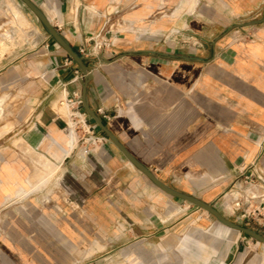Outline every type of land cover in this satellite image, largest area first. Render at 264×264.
I'll list each match as a JSON object with an SVG mask.
<instances>
[{
	"label": "crops",
	"instance_id": "0c3cea01",
	"mask_svg": "<svg viewBox=\"0 0 264 264\" xmlns=\"http://www.w3.org/2000/svg\"><path fill=\"white\" fill-rule=\"evenodd\" d=\"M33 1L78 52L91 35L111 32V53L90 59V105L104 109L111 130L163 182L248 225L227 191L254 163L264 173V0H199L194 8L181 0ZM251 21L259 22L229 31ZM173 28L194 46L169 43ZM40 36L36 49L0 69L2 87L25 80L29 57L52 61L39 102L15 128L18 143L0 153V264H69L88 230L83 203L97 232L111 227L102 223L105 214L123 217L127 243L174 224L183 231L201 217L207 230L181 239L207 241V264H264L254 243L242 250L243 233L200 207L177 209L181 221L169 220L177 214L171 195L111 141L85 159L75 153L67 116L56 107L81 93L80 68L50 35ZM107 198L118 200L113 211L101 208Z\"/></svg>",
	"mask_w": 264,
	"mask_h": 264
},
{
	"label": "rangeland",
	"instance_id": "374dc122",
	"mask_svg": "<svg viewBox=\"0 0 264 264\" xmlns=\"http://www.w3.org/2000/svg\"><path fill=\"white\" fill-rule=\"evenodd\" d=\"M40 33L47 32L21 0H0V69L25 54L27 56L29 54L27 52L36 49L40 44ZM178 38L179 40L172 38L173 40H168V42L184 47L194 46L192 41L185 40L182 36ZM90 52H93L92 46H90ZM92 57L94 56L87 58L92 59ZM48 58L50 57L48 56ZM27 62L28 72L25 80H18L0 87V153L2 155L9 154L11 145L18 143L14 136L15 128L25 122L32 106L39 102V96L43 93L41 82L51 76L52 61L50 59L45 62L44 57H29ZM56 108L66 114L68 119L67 132L74 131V146L77 148L75 153L83 154V159L96 148L104 147L107 142L108 145L110 144L109 138L89 114H87V125H85L84 120L82 124L79 117L71 116L74 109L68 104L67 99L61 101ZM80 108H83V112L85 111L84 107L81 106ZM28 154L29 158H34L31 152ZM36 158L42 159L44 157L37 156ZM52 170L50 172L53 173ZM48 184L49 180L46 179L44 185L47 187ZM46 187L44 188L45 193L49 190ZM169 199L171 201L169 208L175 210L172 213H177L168 216L171 221L176 218L179 219L182 212L181 210L177 212V209L198 207L174 196H169ZM117 202L118 200L107 198L100 201L101 208L106 205L107 208L104 209L113 211L117 207ZM85 205L86 203H83V227L88 230H83V247H77L74 250L72 261L69 264H207L211 257V249L203 246L207 245V241L189 240L187 242L181 239L182 234L183 238L187 235L190 236L194 229L207 230V225H204L201 217H191L190 221L184 225L183 231L176 228L174 224L173 229L168 233L164 232L148 239L137 237L127 243L130 232L127 231L126 221L123 217L105 214L102 217V223L106 226L109 224L111 227L106 228L104 226L106 230L97 232L93 229L96 217L86 212ZM205 213L209 215V212ZM197 220L200 221L196 222ZM247 226L257 225L255 221L250 220ZM242 235L244 239L242 240V250L248 249L247 247H250L249 242H252L255 246L251 247L261 257H264V243L258 242L250 236L244 238V234ZM218 257L220 258L221 255Z\"/></svg>",
	"mask_w": 264,
	"mask_h": 264
},
{
	"label": "water",
	"instance_id": "95a60500",
	"mask_svg": "<svg viewBox=\"0 0 264 264\" xmlns=\"http://www.w3.org/2000/svg\"><path fill=\"white\" fill-rule=\"evenodd\" d=\"M21 1L36 16V18L42 24L46 32L59 44L60 47H62L67 52L68 56L77 63L82 74V78L79 81L81 83V99L84 110L87 114L90 115V117L95 121L96 125L100 127V129L109 138V140L123 153V155L126 157V159L131 165L140 170L157 187H159L169 195L195 204L196 206L208 211L222 224L232 229L238 230L241 233L246 234L261 243H264L263 233L259 232L253 227L240 224L227 218L215 205L208 203L191 194L179 191L173 188L172 186L168 185L167 183L163 182L147 165H145L133 153H131V151L122 143V141L111 130V128L104 122L103 117H101V115L90 105L88 98V88L90 82L94 78V75L92 73V67L90 65L91 60L81 55L76 49L73 48V46L67 41L63 34L58 30V28L51 22L45 12L33 0ZM258 22L259 21H251L243 24H236L230 27L229 31L235 27L253 25Z\"/></svg>",
	"mask_w": 264,
	"mask_h": 264
},
{
	"label": "built area",
	"instance_id": "2783aa9c",
	"mask_svg": "<svg viewBox=\"0 0 264 264\" xmlns=\"http://www.w3.org/2000/svg\"><path fill=\"white\" fill-rule=\"evenodd\" d=\"M171 34L175 40H179L178 37L180 36L183 37L182 30L179 28H173ZM114 44L115 40L111 32L105 31L91 35L90 39H86L79 53L85 57L110 54ZM90 46H92L93 54L90 52ZM81 78L82 74L78 69L76 70V79L80 80ZM68 104L74 109L71 116L79 117L82 124L84 120L85 125H87V113L86 111L83 112V108H80L83 107L81 93H73ZM97 112L104 117L107 116L103 108H99ZM227 195L230 197L234 213H237L243 220H252L264 226V173L256 163L252 165L249 172L241 171L238 174L237 179L227 191Z\"/></svg>",
	"mask_w": 264,
	"mask_h": 264
},
{
	"label": "bare ground",
	"instance_id": "6f19581e",
	"mask_svg": "<svg viewBox=\"0 0 264 264\" xmlns=\"http://www.w3.org/2000/svg\"><path fill=\"white\" fill-rule=\"evenodd\" d=\"M198 1L199 0H181V6L188 4L190 7L194 8V6L198 3ZM69 135H70L69 137H70L71 146L74 147V143H75L74 131H72L71 134Z\"/></svg>",
	"mask_w": 264,
	"mask_h": 264
},
{
	"label": "trees",
	"instance_id": "16d2710c",
	"mask_svg": "<svg viewBox=\"0 0 264 264\" xmlns=\"http://www.w3.org/2000/svg\"><path fill=\"white\" fill-rule=\"evenodd\" d=\"M103 120H104V122L107 124L106 120H105V119H103Z\"/></svg>",
	"mask_w": 264,
	"mask_h": 264
}]
</instances>
